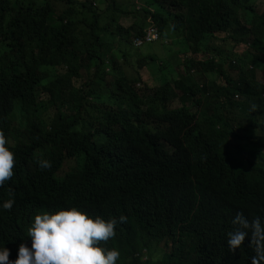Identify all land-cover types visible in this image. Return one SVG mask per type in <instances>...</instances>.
Listing matches in <instances>:
<instances>
[{"label": "trees", "instance_id": "16d2710c", "mask_svg": "<svg viewBox=\"0 0 264 264\" xmlns=\"http://www.w3.org/2000/svg\"><path fill=\"white\" fill-rule=\"evenodd\" d=\"M151 22L155 42L184 46L174 73L130 51L155 43L135 44ZM0 131L15 153L0 186L15 201L0 210L10 260L35 214L75 206L126 216L101 242L116 264H251L248 241L230 251L226 234L237 211L264 217V8L0 0Z\"/></svg>", "mask_w": 264, "mask_h": 264}, {"label": "clouds", "instance_id": "9594fccd", "mask_svg": "<svg viewBox=\"0 0 264 264\" xmlns=\"http://www.w3.org/2000/svg\"><path fill=\"white\" fill-rule=\"evenodd\" d=\"M256 108V103L250 104L251 111ZM37 163L41 169L51 167V161L46 158H37ZM14 164L13 145L0 131V186L13 177ZM14 202V198L0 200V210H10ZM125 221L123 214L119 218L105 219L100 215L91 216L75 206L39 212L27 229L30 244L20 242L14 260L9 259L10 249L0 244V264H116L120 251L105 248L101 242L114 237L116 226ZM231 223L233 228L226 234L229 250L235 251L247 240L255 253L251 264H264V217L249 218L237 211Z\"/></svg>", "mask_w": 264, "mask_h": 264}, {"label": "rangeland", "instance_id": "374dc122", "mask_svg": "<svg viewBox=\"0 0 264 264\" xmlns=\"http://www.w3.org/2000/svg\"><path fill=\"white\" fill-rule=\"evenodd\" d=\"M258 7L260 8V10L262 11L264 8V0H258ZM126 23V20H125ZM172 39H167L164 42H155V43H151V44H145L144 46L140 47V48H136L134 46L129 47L130 51L133 53H141L142 55H147V54H152V55H156L159 58L160 62H164L165 66H169V71L170 73H174L173 69L171 68V66H176L177 69L180 68V61H181V57L182 53L184 54V46L182 44H174V41L172 42ZM179 41V40H176ZM175 41V42H176ZM168 42V44L166 43ZM223 46L229 47L231 46V44H229V42H227L226 44L224 43ZM244 48L242 46L240 47H236L234 50L235 52H241L243 53ZM179 53V54H178ZM175 54V57H172ZM134 57V56H133ZM172 57V58H171ZM159 64V63H157ZM177 75V73L175 74ZM144 77L145 79L147 78H152V74H150V72L148 70H144ZM179 106V104L177 102L174 103L173 107H177Z\"/></svg>", "mask_w": 264, "mask_h": 264}, {"label": "built area", "instance_id": "2783aa9c", "mask_svg": "<svg viewBox=\"0 0 264 264\" xmlns=\"http://www.w3.org/2000/svg\"><path fill=\"white\" fill-rule=\"evenodd\" d=\"M160 39V32L159 29L154 25L151 24L144 31V40L141 38L136 39L135 44L141 45L144 41L146 42H155Z\"/></svg>", "mask_w": 264, "mask_h": 264}]
</instances>
